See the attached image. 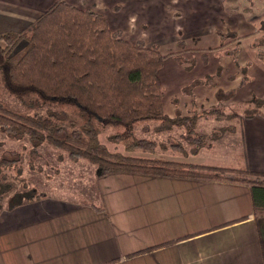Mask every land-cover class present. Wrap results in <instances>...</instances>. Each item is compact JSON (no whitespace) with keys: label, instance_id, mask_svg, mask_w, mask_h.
Listing matches in <instances>:
<instances>
[{"label":"crops","instance_id":"0c3cea01","mask_svg":"<svg viewBox=\"0 0 264 264\" xmlns=\"http://www.w3.org/2000/svg\"><path fill=\"white\" fill-rule=\"evenodd\" d=\"M56 1L0 0V32H21ZM65 1L103 15L126 41L167 56L158 77L169 118L217 107V92L234 90L222 104L226 113L237 111L242 150L234 169L264 173V110L246 118L252 97L264 102V58L256 56L264 47H253L264 37V0ZM218 32L244 39L218 49ZM206 77L208 85L186 90ZM221 140L206 151H218ZM87 172L77 197L43 194L0 210V264H264V215L254 217L246 185Z\"/></svg>","mask_w":264,"mask_h":264},{"label":"trees","instance_id":"16d2710c","mask_svg":"<svg viewBox=\"0 0 264 264\" xmlns=\"http://www.w3.org/2000/svg\"><path fill=\"white\" fill-rule=\"evenodd\" d=\"M217 34L218 49L244 39L231 32ZM21 43L25 44L22 48ZM255 43L264 47V37ZM166 58L156 46L123 39L120 31L110 29L103 15L58 0L21 32H0V134L26 140L33 152L48 144L63 151L70 162L94 166L96 177L128 172L243 184L249 189L254 217L263 216L264 173L160 157L167 152L195 156L202 149L212 150L226 133L238 131L237 123L209 136L197 132L201 117L237 121L235 113H226L222 107L232 92H218L219 105L198 115L169 118L164 114L158 73ZM3 93L16 105L4 101ZM249 103L254 110L246 118H252L255 110H264L260 99L253 97ZM138 127L141 134L174 129L181 133L176 142H159L139 138ZM108 128L114 130L107 137L110 143L122 145L125 153L150 157L111 152L100 141ZM20 160L15 151L0 154V210L3 194L9 189L3 182V170ZM20 199L12 201L9 208L20 205Z\"/></svg>","mask_w":264,"mask_h":264},{"label":"rangeland","instance_id":"374dc122","mask_svg":"<svg viewBox=\"0 0 264 264\" xmlns=\"http://www.w3.org/2000/svg\"><path fill=\"white\" fill-rule=\"evenodd\" d=\"M83 10H88V9H83ZM255 45L256 43H254V49L260 47V46L256 47ZM259 55L262 54L257 53L256 54L257 58H259ZM243 69H245V71H243ZM243 69H242L243 71L242 85H244L245 83L243 80L244 77H246L244 76L246 72V67ZM247 80L248 79H246V81ZM209 81L210 80L207 77L199 80V82H202L203 85H208ZM195 82L196 81L192 82L186 88V90L188 91L195 88L196 87V85L194 84ZM218 92H222V91L219 90ZM229 92L234 93L235 91L234 90L228 91L227 93ZM1 96L4 101H8L13 106L16 105V102L13 99L9 98L6 94L3 93ZM233 98H234V94L231 98L225 99V101L227 100L228 102ZM254 98L259 99L256 97ZM233 108L234 107H231L230 109L227 108V113H232V114L236 113L237 111H234ZM240 111H243L242 113L244 114L251 113V110L249 108H245ZM202 118L207 119L206 117H201L200 119ZM201 122L202 123L199 124L197 123V132L203 136H209V134H211L212 131H216L220 128L229 125L237 124L236 121L229 119L227 120L210 119L209 121H207V123L204 121ZM151 128H157V125L151 124ZM113 132H114L113 129L108 128L100 135L101 143L104 144L111 152H120L128 156L150 157L148 155H144L141 153H133V154L125 153L124 147L122 145H116L110 143L107 137L111 135ZM180 133H181L180 130L174 129L170 132L164 130L159 134H154L153 132L148 134H141L139 127L136 129V135L139 138L142 137V138H147V139L157 140L159 142H167V143L178 141L179 139L178 136ZM239 135H240L239 130L235 134L226 133L223 139L222 138H221L222 140L220 139L221 141L219 143L218 151L208 152L206 150H202L196 156L189 155L186 157L180 154L178 155L176 154L174 156L170 152H167L165 154L160 155V157H164L165 159L171 158L169 160H175V161L176 160L187 161L190 159V156H192L193 159L190 162L194 164H201V163L208 164V163H213L214 161L215 163L227 162V165H232L231 167L235 168V164H236L235 162L238 160V156L236 155H239L240 150H242V144L240 143ZM206 138H207V143H210L208 137ZM11 151L18 152L21 155V160L18 164L10 166L3 170V175H4L3 182L4 184H8L9 189H6V193L3 194V202L1 204L2 208L9 207L12 201H19L20 197L22 203L26 201H31V200H26L30 196L38 198L40 197V195L43 194L45 195L50 193H55V194L59 193L62 195L67 194V196L69 197L76 195L77 197L79 191H82L81 188L82 187L84 188L83 184H84V180H86L88 169L90 168L91 170H94L95 173V168L91 164L85 161H79L76 163L70 162L65 157V153L63 151L56 150L51 146H49L48 144H43L39 149L33 152L32 148L29 146L26 140H19V141L11 140L0 134V154H2L3 152H11ZM173 157L175 158L173 159ZM84 173L86 175L84 180H82L81 182L80 176H82Z\"/></svg>","mask_w":264,"mask_h":264}]
</instances>
